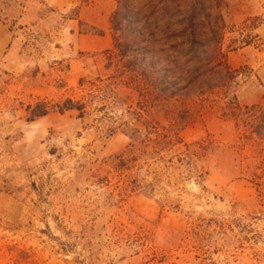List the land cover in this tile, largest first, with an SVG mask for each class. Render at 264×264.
I'll list each match as a JSON object with an SVG mask.
<instances>
[{"label":"rangeland","instance_id":"obj_1","mask_svg":"<svg viewBox=\"0 0 264 264\" xmlns=\"http://www.w3.org/2000/svg\"><path fill=\"white\" fill-rule=\"evenodd\" d=\"M224 2L237 102L264 110V0ZM116 9L0 0V264H264V125L261 141L213 96L179 133L152 115L114 49Z\"/></svg>","mask_w":264,"mask_h":264},{"label":"trees","instance_id":"obj_2","mask_svg":"<svg viewBox=\"0 0 264 264\" xmlns=\"http://www.w3.org/2000/svg\"><path fill=\"white\" fill-rule=\"evenodd\" d=\"M116 2L111 18L114 49L134 86L147 94L152 115L169 116L179 133L188 125L181 115H204L205 103L213 96L214 108L221 106L222 115L242 129L250 127L263 140V107L237 102L242 74L230 66L223 50L224 0ZM73 106L72 101L51 109L38 104L34 117L71 111Z\"/></svg>","mask_w":264,"mask_h":264},{"label":"crops","instance_id":"obj_3","mask_svg":"<svg viewBox=\"0 0 264 264\" xmlns=\"http://www.w3.org/2000/svg\"><path fill=\"white\" fill-rule=\"evenodd\" d=\"M71 6L73 5L71 4ZM11 39H12L11 33L0 22V60L5 57V54H6L7 48L10 45Z\"/></svg>","mask_w":264,"mask_h":264}]
</instances>
